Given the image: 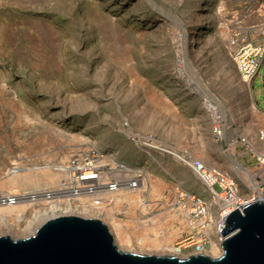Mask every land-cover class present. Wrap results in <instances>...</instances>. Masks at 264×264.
<instances>
[{
	"label": "rangeland",
	"instance_id": "rangeland-1",
	"mask_svg": "<svg viewBox=\"0 0 264 264\" xmlns=\"http://www.w3.org/2000/svg\"><path fill=\"white\" fill-rule=\"evenodd\" d=\"M80 2L77 8L69 2L66 14L56 0H0V184L13 176L7 172L19 158L40 175L34 163L117 150L122 161L146 173L148 188L139 206L115 223L133 242L149 236L176 246L188 230L173 205L176 189L205 193L180 157L220 166L243 196L250 183L229 166L230 156L262 181L257 160L229 144L264 128L255 103L264 110V64L252 85L244 83L228 45L235 29L264 22V0ZM210 104L219 107V119ZM216 123L224 130L222 143L212 132ZM140 132L176 147L179 157L150 158L132 140ZM0 192L11 191L0 186ZM12 215L0 218L16 225ZM129 225L138 227L136 235ZM3 229L0 236H32ZM135 253L168 255L160 249Z\"/></svg>",
	"mask_w": 264,
	"mask_h": 264
},
{
	"label": "built area",
	"instance_id": "built-area-1",
	"mask_svg": "<svg viewBox=\"0 0 264 264\" xmlns=\"http://www.w3.org/2000/svg\"><path fill=\"white\" fill-rule=\"evenodd\" d=\"M228 51L237 66L241 80L252 85L264 64V22L235 29L229 40ZM212 132L216 141L222 143L225 136L222 126L216 123ZM132 140L150 158L152 154L179 157V153L173 155L175 151L178 152L176 147L164 143L153 134L140 132ZM237 140L234 146L244 147L262 169V181L256 180L259 189L255 190L254 185L248 186L250 194L247 196L242 195L238 181L222 169L202 159L193 158L192 155L180 157L205 188L204 194H192L179 187L176 189V212L186 219L188 230L175 249L179 253H185L187 257L201 254L209 256L214 246L217 243L222 245L225 240L221 233L225 228L226 217L234 210H241L249 202L264 197V128L260 129L256 136H244ZM24 163V160L19 158L12 165V175L27 169ZM33 167L35 170L49 168L61 174L62 179L52 186H43L32 190L33 192L28 191L29 193L0 192V208L28 204L22 218H26L30 211L31 218L43 217L42 223L58 216L91 217L94 214H99L107 220L113 218L115 223L116 218L127 214L128 204L124 200L121 201L120 192L139 190L140 194L148 188V183L144 188L143 182L146 180V173L122 161L117 150L111 151L110 154L81 151L58 163H34ZM22 218L19 220L25 221ZM5 220L3 222H8V219ZM98 220L102 221L100 218ZM110 233L112 234L111 230Z\"/></svg>",
	"mask_w": 264,
	"mask_h": 264
},
{
	"label": "water",
	"instance_id": "water-1",
	"mask_svg": "<svg viewBox=\"0 0 264 264\" xmlns=\"http://www.w3.org/2000/svg\"><path fill=\"white\" fill-rule=\"evenodd\" d=\"M220 257L123 252L107 225L75 215L43 222L26 238L0 236V264H264V197L232 211Z\"/></svg>",
	"mask_w": 264,
	"mask_h": 264
},
{
	"label": "bare ground",
	"instance_id": "bare-ground-1",
	"mask_svg": "<svg viewBox=\"0 0 264 264\" xmlns=\"http://www.w3.org/2000/svg\"><path fill=\"white\" fill-rule=\"evenodd\" d=\"M56 1H59L60 6L62 7V9L65 11L66 14H70L65 9V7L67 9L69 8L67 6V5H69V2H71L72 5L75 4L76 8L78 6L80 7L82 4L80 2L81 0H56ZM208 107L215 113V118L219 119V115H220L219 107L215 104H210V105H208ZM235 143H236V141H233V143L231 145L234 146ZM173 155H178V152L175 151ZM177 158H178V156H177ZM230 160H231V164L229 166L232 168H236V169L241 170L245 176L246 181L248 183H250L249 186L254 185V189L258 190L259 188L257 185V181L252 176L251 171L249 169L243 168L231 156H230ZM216 167H218V166H216ZM218 168H220V166ZM7 174L11 175L13 173L11 172V170H9L7 172ZM167 174L168 175L172 174V177H173V173H171V174L167 173ZM61 179H62L61 174H56L55 172L51 171L49 168H42L40 175L38 173H34V171H32V170L25 169L24 171L21 170L20 173H17L15 175H13L12 177H9L6 180H4L0 184V186L2 188L8 189V191H11V192L12 191H14V192L22 191L24 193H27V192H25V190L32 191L34 189L35 190L38 189L39 187L41 188L42 183H44L45 184L44 186L46 187V186L58 183ZM143 182H144V188H146L147 187L146 186L147 181L144 180ZM131 189H133L132 186H131ZM160 189H161L160 187H157L158 191ZM138 191L139 190H136V191L122 190L120 192L121 201L124 200L125 202H127L128 210L132 209V211H134V208L139 206L138 198H140V196H139ZM118 200H119V197H118ZM173 205H175V204H173ZM27 208H28V204L17 205V206H13V207L0 208V215L9 216V215L15 214L16 219H17V220H15L16 225H13V224L8 225V224H6V222H3V221H6L5 218H1L2 220L0 221V226H4L5 229H3V230H6V231H2V234H4V233L9 234L10 231H12L14 229H17V230L23 231V232L30 231L31 235H33L35 233V231L39 227V225L42 224V221H43L42 218L43 217L38 216V219L31 218L32 212L29 211L28 212L29 215L26 216V218H22L25 215ZM126 212H127V210H126ZM40 216H42V214ZM80 216H82V215H80ZM82 217L96 218V219L100 218L104 222V224L109 227V229L111 230V232L114 236L116 245L123 252H134L135 253V250H137V249H139V250L160 249V250H163L165 254H168L167 256H176L177 254H179V252L175 249V246L173 244V240H168L167 242H160V241L157 242V241H155L156 239L155 240L154 239L149 240V239H151L149 236H146V237L137 236L136 241L133 242L130 238L131 232L129 233V230L128 231L122 230L120 225H118L112 221L113 218L107 220V218H101V215H99V214H94L91 217H88V216H82ZM180 217L181 216H179V218ZM21 218L25 219V221H20L19 219H21ZM107 221H109V223H107ZM128 228H130L132 230L133 234L136 235V233H138V230H137L138 227L136 228V226H134V225H129ZM213 254H214L213 257H218V256L220 257L223 254V248H222L221 244L217 243L214 246Z\"/></svg>",
	"mask_w": 264,
	"mask_h": 264
},
{
	"label": "crops",
	"instance_id": "crops-1",
	"mask_svg": "<svg viewBox=\"0 0 264 264\" xmlns=\"http://www.w3.org/2000/svg\"><path fill=\"white\" fill-rule=\"evenodd\" d=\"M254 99H255V98H254ZM255 103H256V105H257L258 110H259L260 112H264V110L260 109V107H259L258 103L256 102V100H255Z\"/></svg>",
	"mask_w": 264,
	"mask_h": 264
}]
</instances>
